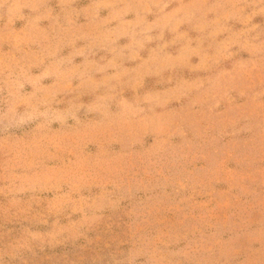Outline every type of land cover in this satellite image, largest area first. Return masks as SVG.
I'll return each mask as SVG.
<instances>
[{
  "label": "rangeland",
  "instance_id": "obj_1",
  "mask_svg": "<svg viewBox=\"0 0 264 264\" xmlns=\"http://www.w3.org/2000/svg\"><path fill=\"white\" fill-rule=\"evenodd\" d=\"M0 264H264V0H0Z\"/></svg>",
  "mask_w": 264,
  "mask_h": 264
}]
</instances>
